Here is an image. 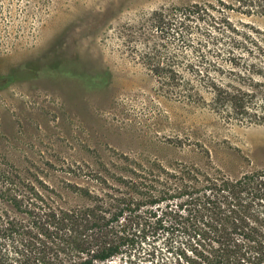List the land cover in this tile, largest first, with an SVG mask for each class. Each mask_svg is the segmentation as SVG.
I'll use <instances>...</instances> for the list:
<instances>
[{
    "label": "rangeland",
    "instance_id": "374dc122",
    "mask_svg": "<svg viewBox=\"0 0 264 264\" xmlns=\"http://www.w3.org/2000/svg\"><path fill=\"white\" fill-rule=\"evenodd\" d=\"M239 1L0 0V168L14 167L64 209L88 203L68 183L105 199L108 192L140 198L133 182L165 184L174 194L183 169L198 177L182 183L200 189L201 174L235 178L264 168V125L229 123L179 99L142 58L154 12L204 2L215 4L221 29L193 22L191 38L225 31L219 45L248 55L264 15ZM177 49L168 43V51ZM99 170L112 188L84 174ZM185 199L170 202L177 209ZM0 208L10 209L7 196Z\"/></svg>",
    "mask_w": 264,
    "mask_h": 264
},
{
    "label": "trees",
    "instance_id": "16d2710c",
    "mask_svg": "<svg viewBox=\"0 0 264 264\" xmlns=\"http://www.w3.org/2000/svg\"><path fill=\"white\" fill-rule=\"evenodd\" d=\"M239 2L264 15V0ZM212 9L215 4L204 2L154 12L143 36V63L179 99L203 104L229 123L264 125V31H257L262 37L248 55L219 45L225 31L192 39L201 20L221 29L223 18ZM171 41L176 53L168 51ZM84 174L110 187L104 171ZM190 174L175 175L182 185L174 194L165 184L156 189L133 182L140 198L108 192L105 199L68 183L88 203L64 209L14 167L0 168V200L7 196L10 205L0 208V264H264V168L235 178L201 174L200 189L182 183L198 177ZM183 196L175 209L170 200Z\"/></svg>",
    "mask_w": 264,
    "mask_h": 264
}]
</instances>
